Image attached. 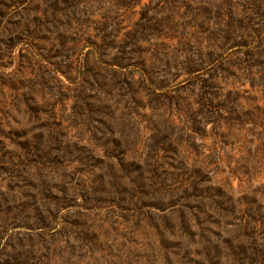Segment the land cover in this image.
Listing matches in <instances>:
<instances>
[{
	"label": "rangeland",
	"instance_id": "374dc122",
	"mask_svg": "<svg viewBox=\"0 0 264 264\" xmlns=\"http://www.w3.org/2000/svg\"><path fill=\"white\" fill-rule=\"evenodd\" d=\"M121 48L133 63L108 68ZM263 83L264 0H0V264H264V210L239 202L262 189L264 159L252 179L232 174L264 149L263 127L242 122L264 123ZM9 160L30 167L10 178ZM118 163L206 179L205 198L189 186L172 200L198 207L55 205L65 188L83 202L79 166ZM41 218L55 229L30 228Z\"/></svg>",
	"mask_w": 264,
	"mask_h": 264
},
{
	"label": "trees",
	"instance_id": "16d2710c",
	"mask_svg": "<svg viewBox=\"0 0 264 264\" xmlns=\"http://www.w3.org/2000/svg\"><path fill=\"white\" fill-rule=\"evenodd\" d=\"M102 39V38H101ZM103 40V39H102ZM92 45L96 47V50H103L101 47L102 44H98L96 41L92 42ZM119 47V46H118ZM123 49L121 48L120 51V56L115 57L110 63H106L107 67L110 68L113 65H119V67H124V65H130L133 62H127L128 64H125L126 61L130 60H122L123 59ZM112 71L116 72V70L112 69ZM262 91L264 94V83L262 84ZM23 102H25L27 108L30 110H39V111H44L48 110L46 108H42L41 106L34 105L35 101L33 100L32 97H29L28 95H25L23 98ZM203 106L205 110L207 111H215V113L219 114V111L223 109L222 105H217V106H211L207 104L206 102H203ZM39 108V109H38ZM256 108H260V106H257ZM36 112V111H32ZM264 113V109H263ZM106 114V113H103ZM258 119V118H257ZM252 122L256 125L262 126L264 129V123L259 122V120H249L248 118H242L243 123L247 122ZM195 133H197L195 131ZM49 155V154H45ZM259 160H255L258 158ZM264 159V149L256 151L254 154V157L252 159L253 164L252 165H246L242 166L243 168L236 171H232V174L235 177L240 178L239 176H246L252 179L251 177V170L255 168V165L261 166V160ZM247 161V160H246ZM38 164H34L35 168H43L45 166L50 165L49 163L46 164L44 162H41L38 160ZM259 162V163H258ZM11 164V168L8 167ZM61 163V162H60ZM249 163V162H247ZM4 162H2L1 165H3ZM65 164H56L54 163L53 166L50 165L49 168L53 167L54 169H61V167H64ZM93 164V167H96ZM5 166L2 167V169L7 173V177L13 178L17 176V172H25L26 169H28L30 166L28 163H17L14 164L12 160H9L8 162L5 161ZM129 169L125 168L126 165L123 163H118L117 166L109 165V169L106 172V174H101L98 175L94 172H92L90 165L84 164L82 166H79V171L85 174H89L92 178L91 179H86V181L82 180L79 185H82L81 188L76 192V195H81L83 196V202L78 203L77 200L74 199H68V192L67 188L65 190H61L63 192V196L60 198L56 197V202L55 205L59 206L61 209L62 208H71L73 206H78L80 208H83L85 210H98L101 209L102 207H107V206H116L117 208L121 210H135L137 212H141L145 209L154 211L156 212L157 210H161V212H165L166 210L169 209H174L179 206H184V207H198V205L191 206L189 204H184L185 203V198L184 197H179L175 200H172V195L171 192L174 190H179L185 189L187 190V187H191L192 192L189 194L185 193V197L187 198H200L204 199L205 198V193L207 190H203L201 188H197L196 185L199 187H202L201 185L206 181V179H202L200 181L194 180V181H189V180H177V184L174 183V181H171L170 184L167 183V180L165 178H161L159 176H144V173H142V167L139 165L135 166L132 168L131 165H129ZM18 167H22L23 169H19ZM60 167V168H59ZM156 167L157 165H152L150 166L149 172H156ZM77 168V167H74ZM42 170V169H40ZM199 172V171H198ZM19 173V174H20ZM131 173L135 174L134 176H131ZM138 174V176H137ZM43 175L44 174H39ZM241 180V179H240ZM90 182V183H89ZM179 184H183L184 186H179ZM176 187V189L174 188ZM89 188L92 192L90 195L85 194V190ZM262 189L260 191H255L256 195L255 198H253L250 202H247L245 200L240 199V203H244L245 205L250 204L251 209L253 208L254 210L260 211V209L264 210V200H260V195H264V185L261 186ZM215 192V193H214ZM233 193H231L232 195ZM210 197L213 196L215 198H222L225 199L227 197V194L224 192L221 186H217L215 188H212V192L209 195ZM262 197V196H261ZM245 201V202H244ZM261 204V205H260ZM247 209V208H246ZM262 213V211H261ZM260 215V214H259ZM52 217V216H51ZM258 217V216H257ZM261 217V216H260ZM263 217V216H262ZM253 218V217H252ZM52 219V218H51ZM256 219V218H253ZM261 219V218H259ZM258 221L255 220V222ZM51 223V224H50ZM53 223V220L50 219L47 220L46 218H41L40 221H38V224L36 226H31L30 228L33 229H40V231H50L54 230V227H51ZM264 224V220H263ZM51 225V226H50ZM258 254V253H257Z\"/></svg>",
	"mask_w": 264,
	"mask_h": 264
}]
</instances>
